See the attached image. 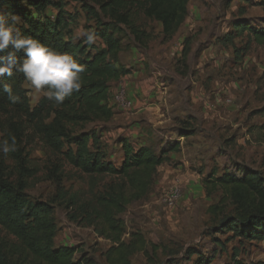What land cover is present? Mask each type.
<instances>
[{"label": "rangeland", "instance_id": "374dc122", "mask_svg": "<svg viewBox=\"0 0 264 264\" xmlns=\"http://www.w3.org/2000/svg\"><path fill=\"white\" fill-rule=\"evenodd\" d=\"M3 1L0 12L11 17ZM18 1L26 6V0ZM54 1L63 2L68 13L67 40L81 43L92 54L105 46L100 38L88 44L79 29H102L98 22L108 24V18L99 11V18L88 15L83 0ZM131 10L134 27L146 37L138 43L125 26L114 24L109 30L120 41L117 65L127 72L110 85L112 119L68 126L70 139L91 135L105 159L116 167L123 160V141L156 154L167 143L180 142V151L169 153L158 168L148 194L117 215L125 226L126 243L135 232L148 243L145 253L131 256V264H196L200 256L211 264H227L234 255L248 264L264 262V241H249L218 229L233 206L221 204L222 191L206 183L225 173L264 177V45L237 28L243 22L262 27L264 0H189L188 16L171 40L164 39L162 25L146 18L139 7ZM46 15L54 20L57 12L50 8ZM21 25L18 19L15 27ZM186 48L189 53L184 60ZM24 88L31 108H36L45 97L43 92L35 93L29 84ZM52 119L44 114L42 120ZM17 122L21 146L34 171L27 179L26 194L52 207L56 244L78 249L75 258L83 264H108L106 254L112 243L99 234L93 212L96 198L119 179L74 168L62 153L46 145L35 130L37 122L14 112H0V142L8 140L10 125ZM64 144L62 152L69 148L68 140ZM0 161L15 180L13 152H0ZM53 175L61 179L59 187ZM172 190L181 197L170 208L164 199ZM6 240L14 241L0 228V242Z\"/></svg>", "mask_w": 264, "mask_h": 264}, {"label": "trees", "instance_id": "16d2710c", "mask_svg": "<svg viewBox=\"0 0 264 264\" xmlns=\"http://www.w3.org/2000/svg\"><path fill=\"white\" fill-rule=\"evenodd\" d=\"M25 3L26 6L18 0L3 1L7 12L21 20L19 30L22 34L39 40L57 52H67L83 65L82 84L63 104L57 105L44 97L38 106L32 109L24 88L28 83L23 75H5L0 78V112H14L30 123L37 122L35 130L42 136L46 145L52 151L62 153L71 166L84 174L109 175L119 179L112 182L103 195L96 198L97 207L93 212V222L99 234L112 243L106 254L108 264H131V256L138 252L145 253L148 243L138 232L133 233L130 241L126 243L123 240L125 226L117 219V215L123 214L131 203L143 199L148 194L158 168L167 162L169 153L180 151V142L167 143L163 151L156 154L147 147L135 149L128 141H123V160L120 167H116L105 159L97 141L93 143L91 135L84 133L70 139L68 126L108 122L114 115L108 105L110 85L121 80L127 72L117 65L121 46L119 39L109 33L111 26H125L134 39L141 43L146 34L137 30L132 21L131 7L137 6L146 18L160 23L164 39L171 40L188 16L189 0H83V8L88 15L99 18L101 13L109 19L108 24L98 22L102 29L97 28L95 32L105 46L93 54L81 43L66 39L64 31L69 22L63 2L26 0ZM50 8L57 12L54 20L46 15ZM237 28L248 32L258 45H264V19L262 27L243 22ZM188 53L189 48H186L183 52L184 60ZM17 55L24 57L22 51ZM4 84L12 86L13 95L17 97L15 103L3 91ZM44 114L49 118L53 117L52 121L45 123L42 120ZM10 127L8 140L10 143L12 137L16 140L13 160L17 166V178L12 180L7 175L5 162L0 161V228L15 242H0V264H83L82 259L75 258L78 249L56 244L57 227L52 207L40 201L34 202L26 194L27 179L34 171L28 166L25 150L21 146L22 134L18 122L11 123ZM65 140H68L69 148L62 152ZM92 147L95 150H92ZM57 172L58 169L54 173ZM52 179L57 181L58 187L61 185V179H56L55 175ZM206 183L213 190L222 191L221 204L229 202L233 206L231 213L223 214L225 216L221 218L218 229L232 232L249 241H264V177L253 173L238 178L225 173ZM211 263L210 259L201 256L196 262ZM227 264L248 263L234 255Z\"/></svg>", "mask_w": 264, "mask_h": 264}, {"label": "clouds", "instance_id": "9594fccd", "mask_svg": "<svg viewBox=\"0 0 264 264\" xmlns=\"http://www.w3.org/2000/svg\"><path fill=\"white\" fill-rule=\"evenodd\" d=\"M17 20L16 16L9 17L0 12V53H6L0 55V78L22 74L35 93L43 92L48 100L57 105L63 104L67 97L81 88L83 65L67 52H57L22 34L15 27ZM79 35L86 37L88 44H94L98 39L95 29L81 28ZM21 51L24 57L17 55ZM3 91L13 103L16 102L17 97L13 95L10 84H4ZM15 150V137L11 138V143L7 139L0 142V152L4 155Z\"/></svg>", "mask_w": 264, "mask_h": 264}, {"label": "built area", "instance_id": "2783aa9c", "mask_svg": "<svg viewBox=\"0 0 264 264\" xmlns=\"http://www.w3.org/2000/svg\"><path fill=\"white\" fill-rule=\"evenodd\" d=\"M125 88H121V90L123 91ZM180 194L177 190H172L170 191L166 197H165V203L171 208L174 207L175 204L179 201L180 199Z\"/></svg>", "mask_w": 264, "mask_h": 264}]
</instances>
